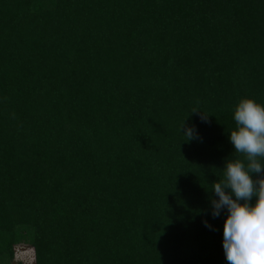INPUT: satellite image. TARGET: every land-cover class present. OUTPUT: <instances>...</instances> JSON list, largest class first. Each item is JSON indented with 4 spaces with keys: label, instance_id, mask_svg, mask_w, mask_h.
<instances>
[{
    "label": "trees",
    "instance_id": "obj_1",
    "mask_svg": "<svg viewBox=\"0 0 264 264\" xmlns=\"http://www.w3.org/2000/svg\"><path fill=\"white\" fill-rule=\"evenodd\" d=\"M19 247L264 264V0H0V264Z\"/></svg>",
    "mask_w": 264,
    "mask_h": 264
},
{
    "label": "rangeland",
    "instance_id": "obj_2",
    "mask_svg": "<svg viewBox=\"0 0 264 264\" xmlns=\"http://www.w3.org/2000/svg\"><path fill=\"white\" fill-rule=\"evenodd\" d=\"M29 213H26L24 216H22L23 220H27L29 218ZM16 258L18 261L23 262L24 264H33L34 263V254L32 249L27 247H19L16 250Z\"/></svg>",
    "mask_w": 264,
    "mask_h": 264
}]
</instances>
